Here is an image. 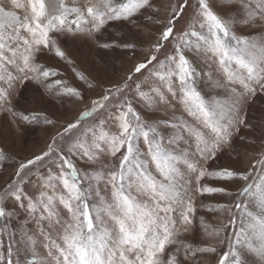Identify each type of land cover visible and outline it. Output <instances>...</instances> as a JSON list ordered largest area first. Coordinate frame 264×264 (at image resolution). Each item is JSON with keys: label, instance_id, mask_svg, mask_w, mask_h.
<instances>
[{"label": "snow or ice", "instance_id": "snow-or-ice-1", "mask_svg": "<svg viewBox=\"0 0 264 264\" xmlns=\"http://www.w3.org/2000/svg\"><path fill=\"white\" fill-rule=\"evenodd\" d=\"M68 38L127 52L131 66L95 83ZM45 55L99 88L70 119L18 107L29 84L84 102ZM254 105L264 108V0H0V115L18 131L52 129L24 157L0 146V169L14 166L0 183V264H264ZM225 153L235 163L219 164Z\"/></svg>", "mask_w": 264, "mask_h": 264}, {"label": "rangeland", "instance_id": "rangeland-1", "mask_svg": "<svg viewBox=\"0 0 264 264\" xmlns=\"http://www.w3.org/2000/svg\"><path fill=\"white\" fill-rule=\"evenodd\" d=\"M222 11H227V9H222ZM183 24L184 21L182 20L178 24V27H182ZM110 31L112 36H116V29ZM240 31L243 32L244 30L240 29ZM62 47L71 59L75 61L76 66L80 70L84 71L90 79L94 78L95 83L102 84L103 86H107L109 82L120 79L132 63L129 53L119 49H100L91 42L68 38L62 42ZM139 47L143 48L147 47V45L143 44ZM41 60L48 66L57 67L63 73L64 79L79 87L84 93V102L75 103L68 99L64 101L53 99L46 93H43L42 89H38L37 86L29 84L17 98L19 108L45 109L53 119L63 121L76 115L91 99L98 95L99 88L95 90L89 89L83 81L76 79L71 68L64 61L51 55H45ZM201 67H204V71L207 73V68L204 65H201ZM135 79L140 80L142 77L137 76ZM253 110L256 113L264 114V108L254 105ZM51 132V128L40 125H25L22 130L18 131L7 115H0V146H3L9 154L15 155L17 158L27 156L31 151H38L44 146ZM218 163L228 164L235 163V161L225 153ZM5 166L7 168L6 171L0 169V183H2L3 177H7L14 170L12 161L5 162ZM33 183H35V178H33ZM28 187L30 191L33 189V185H29ZM212 199L221 198L214 197Z\"/></svg>", "mask_w": 264, "mask_h": 264}]
</instances>
